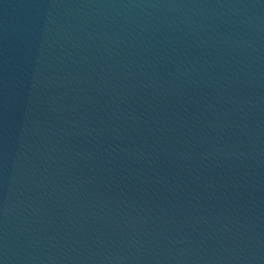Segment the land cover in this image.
<instances>
[{"label": "water", "instance_id": "95a60500", "mask_svg": "<svg viewBox=\"0 0 264 264\" xmlns=\"http://www.w3.org/2000/svg\"><path fill=\"white\" fill-rule=\"evenodd\" d=\"M0 264H264V0H0Z\"/></svg>", "mask_w": 264, "mask_h": 264}]
</instances>
